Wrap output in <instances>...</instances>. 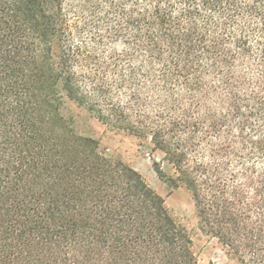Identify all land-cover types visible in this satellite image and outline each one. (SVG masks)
<instances>
[{
  "label": "trees",
  "instance_id": "1",
  "mask_svg": "<svg viewBox=\"0 0 264 264\" xmlns=\"http://www.w3.org/2000/svg\"><path fill=\"white\" fill-rule=\"evenodd\" d=\"M66 99L150 138L229 264H264V0H0V264H199Z\"/></svg>",
  "mask_w": 264,
  "mask_h": 264
},
{
  "label": "rangeland",
  "instance_id": "2",
  "mask_svg": "<svg viewBox=\"0 0 264 264\" xmlns=\"http://www.w3.org/2000/svg\"><path fill=\"white\" fill-rule=\"evenodd\" d=\"M63 113L68 118H73L79 133L97 140L99 148L109 157L120 159L141 172L150 186L165 198L173 216L186 226L192 236L193 250L199 264H229L227 253L218 240L200 228L190 193L182 187L172 188L160 178L155 170L156 162L170 174H175L176 170L164 159L162 152L153 150L150 138L112 129L93 117L88 110L68 99L64 104Z\"/></svg>",
  "mask_w": 264,
  "mask_h": 264
}]
</instances>
